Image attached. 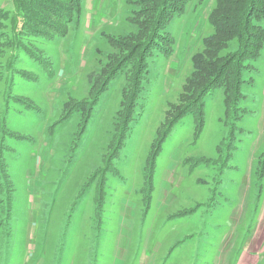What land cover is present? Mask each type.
<instances>
[{"label":"rangeland","instance_id":"1","mask_svg":"<svg viewBox=\"0 0 264 264\" xmlns=\"http://www.w3.org/2000/svg\"><path fill=\"white\" fill-rule=\"evenodd\" d=\"M36 1L50 25L29 19L13 36L22 4L0 0V264H237L264 251V47L243 73L242 118L227 125L223 90L209 93L201 132L184 116L150 183L194 82L237 46L204 44L217 0L167 1L159 33V0Z\"/></svg>","mask_w":264,"mask_h":264},{"label":"trees","instance_id":"2","mask_svg":"<svg viewBox=\"0 0 264 264\" xmlns=\"http://www.w3.org/2000/svg\"><path fill=\"white\" fill-rule=\"evenodd\" d=\"M22 5H16V12L22 13L23 20L25 24L15 21L13 23V36L16 33L20 32H28L29 29L27 27V22L29 19L33 21V23H37L40 25L49 26L50 23L45 19L38 17L33 11L40 8L36 0H19ZM169 0H156L155 4H157V10L159 14V18L156 21V28L154 30L157 32H161L164 30L163 26L165 21L167 20L168 10H165V4ZM192 0H186L183 3L187 4ZM40 4V3H39ZM21 9L25 10V13ZM19 10L21 12H19ZM165 14V20L161 15ZM15 12V13H16ZM211 22L218 28L217 37H213L214 41L211 42L212 38L205 39L204 44L209 49H215L217 46L226 45L232 39L236 40L237 46L234 47V51L232 55L226 59H221V63H213L209 66L205 65V71L198 78L199 82L193 86L196 89L194 93V102L183 108L180 113L172 118L167 126V129L161 135L158 144L155 148L154 154L150 161L149 171H148V179L149 182L153 180V174L155 171L156 159L162 150V144L167 139L169 134L171 133L173 127L186 115L194 114L195 122L197 125L198 133L201 132L204 126V98L217 89H222L224 92V105H225V123L228 125L231 121L238 122L243 115L242 110L238 107L240 100L243 97L242 87H243V73L246 70H249L252 67V64L257 62L260 57L261 51L264 47V28L260 24V20L264 19V0H217V4L215 9L211 12ZM19 23L21 26H19ZM163 23V25H162ZM158 25V26H157ZM23 28H27L26 30ZM18 34V36H19ZM28 34V33H27ZM159 35V34H158ZM17 36V37H18ZM153 36V35H152ZM165 37V36H164ZM171 40V39H169ZM217 40V41H216ZM18 40L15 41V43ZM155 42L156 47L159 44V39L157 35H155V39H149L145 42L144 50L148 46H151ZM169 42V41H168ZM12 43V45H15ZM28 51V50H27ZM167 54V51H163ZM28 54L29 51H28ZM208 57H212L211 54H208ZM141 59L139 62L146 61L143 52L141 54ZM194 59H197L194 57ZM197 60L194 61V64L200 63ZM251 69V68H250ZM147 71L146 67H144V72ZM199 77V76H198ZM204 77V78H203ZM236 126V123H234ZM230 137V136H228ZM125 138L123 141H125ZM227 147V146H226ZM228 148V147H227ZM232 149L231 147H229ZM220 149V148H219ZM234 149V147H233ZM221 150L220 153H223ZM259 167V168H258ZM258 172L260 175L264 174V156L262 155L259 160Z\"/></svg>","mask_w":264,"mask_h":264},{"label":"crops","instance_id":"3","mask_svg":"<svg viewBox=\"0 0 264 264\" xmlns=\"http://www.w3.org/2000/svg\"><path fill=\"white\" fill-rule=\"evenodd\" d=\"M264 142V141H263ZM263 142L261 143V147H262V144ZM264 190V189H263ZM263 207H264V195H263V202H262V206H261V210H260V213L258 215H261L262 211H263ZM260 224V225H259ZM258 225L259 227L261 226V223H257V226L254 230H251L250 229V239L252 240L253 237H254V234H255V230L258 229ZM262 247V246H260ZM258 250H253L251 251V253H255L253 255H250V253H248L247 251H244L243 254L244 256L242 258L239 259V261L237 262V264H240L241 262H248V264H261L260 261L262 259V256L264 255V251H262V249H259L257 248ZM245 256H247V258H245ZM260 256V258L258 257ZM243 259V261H241ZM216 264H223L222 262V259H218ZM236 264V263H235Z\"/></svg>","mask_w":264,"mask_h":264}]
</instances>
